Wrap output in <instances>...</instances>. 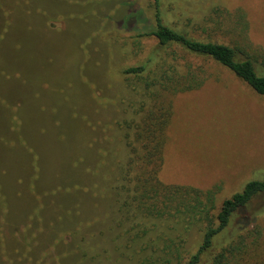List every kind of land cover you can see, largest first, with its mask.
<instances>
[{"label":"rangeland","instance_id":"obj_1","mask_svg":"<svg viewBox=\"0 0 264 264\" xmlns=\"http://www.w3.org/2000/svg\"><path fill=\"white\" fill-rule=\"evenodd\" d=\"M120 1L32 0L41 12L18 7L0 38V264H175L170 243L182 259L193 253L199 223L145 216L132 200L131 146L151 116L166 120L163 184L216 190L218 209L264 177V99L212 59L141 37L154 25L151 0ZM162 8L170 26L240 48L264 73V0H163ZM186 66L208 76L200 89L160 85ZM247 211L255 216L240 233L248 250L229 264H264V193Z\"/></svg>","mask_w":264,"mask_h":264},{"label":"trees","instance_id":"obj_2","mask_svg":"<svg viewBox=\"0 0 264 264\" xmlns=\"http://www.w3.org/2000/svg\"><path fill=\"white\" fill-rule=\"evenodd\" d=\"M106 1L117 2L119 0ZM122 2H124L123 4L126 3L125 0L120 1V3ZM151 2L154 25L140 34L141 37H153L160 46L179 45L193 55L212 59L245 83L256 95L264 99V73L258 71L262 68L251 58V55L240 48L223 43L200 41L189 37L164 20L165 13L163 8L161 9L163 0H151ZM23 3L24 0H0V22L3 24V28L0 30V38L12 23L18 7H23L24 13L41 12V9L35 5L34 9L31 7L32 0H30L29 5ZM45 15L47 25V21L52 16H47L46 12ZM258 57L262 60L263 67L264 52L261 54V58L259 55ZM149 60L150 58L147 63L151 62ZM145 70L146 63L128 67L124 73L136 75ZM163 77L167 76L163 75L162 81L165 80ZM166 79L169 82L160 85L166 87L171 93L177 94L200 89L208 76L203 70L186 66V73L171 80L168 77ZM149 120L150 124L143 120L142 126H139L135 132L134 142L138 149L136 146H131L130 164L139 171L134 179L135 195L132 200L135 201L137 209H140L145 216H174L177 221L184 222L186 225L200 224L201 241L196 250L188 257L181 258L178 251L179 247L175 243H172L174 252H171V243L164 247L168 254L174 255L172 259L177 262L175 264H202L205 257H208V264H229L236 256L248 250V246L246 247L240 233L254 226L255 216L249 215L247 210L251 201L264 193V177L260 180L246 182L241 191L222 200L218 209L215 204L216 190L163 184L158 175L162 167L163 129L166 120L152 116ZM123 203L124 206L130 204L127 200ZM186 229L188 228L184 227V230ZM232 233L234 234L230 236ZM256 234H258L257 231ZM235 235L238 238L237 242ZM222 236L230 237L226 245L217 247L218 251L213 254L212 251ZM31 246L33 245L31 244ZM30 249L29 254H31H27V257L32 256L33 249ZM164 263L169 264L171 260H166Z\"/></svg>","mask_w":264,"mask_h":264}]
</instances>
